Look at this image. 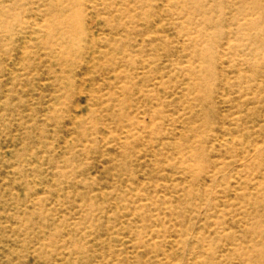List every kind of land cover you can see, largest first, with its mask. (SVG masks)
Here are the masks:
<instances>
[{"label": "rangeland", "instance_id": "1", "mask_svg": "<svg viewBox=\"0 0 264 264\" xmlns=\"http://www.w3.org/2000/svg\"><path fill=\"white\" fill-rule=\"evenodd\" d=\"M0 264H264V0H0Z\"/></svg>", "mask_w": 264, "mask_h": 264}, {"label": "bare ground", "instance_id": "2", "mask_svg": "<svg viewBox=\"0 0 264 264\" xmlns=\"http://www.w3.org/2000/svg\"><path fill=\"white\" fill-rule=\"evenodd\" d=\"M205 27V26H204ZM228 28V27H227Z\"/></svg>", "mask_w": 264, "mask_h": 264}]
</instances>
